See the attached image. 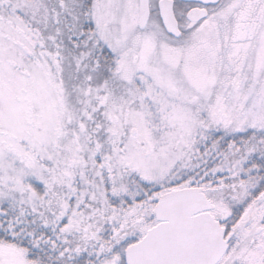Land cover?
<instances>
[{
  "label": "snow or ice",
  "instance_id": "snow-or-ice-1",
  "mask_svg": "<svg viewBox=\"0 0 264 264\" xmlns=\"http://www.w3.org/2000/svg\"><path fill=\"white\" fill-rule=\"evenodd\" d=\"M0 264H264V0H0Z\"/></svg>",
  "mask_w": 264,
  "mask_h": 264
}]
</instances>
